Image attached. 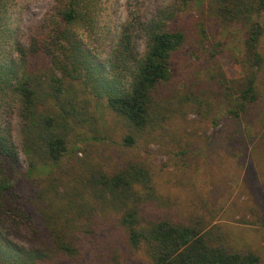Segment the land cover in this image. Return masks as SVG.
Masks as SVG:
<instances>
[{"label":"trees","instance_id":"trees-1","mask_svg":"<svg viewBox=\"0 0 264 264\" xmlns=\"http://www.w3.org/2000/svg\"><path fill=\"white\" fill-rule=\"evenodd\" d=\"M4 1L0 0V264H121L124 245L135 253L142 250L151 264H262L256 252L231 248L225 238L210 233L216 225L206 200L201 201L209 218L202 210L188 212L185 221L155 218L163 199L155 196L145 161L111 163V157L103 160L99 153L97 158L77 155L74 131L89 123L90 109L94 102L98 105L91 102L90 93L105 98V110L124 129L119 140L126 150L136 134L150 135L164 120V97H157L156 90L170 80L172 58L185 44L186 31L159 12L147 25L146 49L134 60L129 85L119 88L102 75V62L78 38L79 27L93 28L102 0H53L50 12L33 27L27 49L15 46V59L5 49L13 31ZM201 1L218 23L235 25L242 35L244 55L237 59L244 66L242 78L228 79L218 66L209 75L222 88V101H230L227 114L238 120L234 131H239L244 128L242 113L255 104L260 91L264 29L259 17L264 0H180V7ZM130 54L123 33L112 56L124 59ZM176 96L174 112L189 101L187 95ZM190 106L196 109V102ZM13 110L21 120L24 170L18 147L3 124ZM218 122L217 117L213 125Z\"/></svg>","mask_w":264,"mask_h":264},{"label":"rangeland","instance_id":"rangeland-1","mask_svg":"<svg viewBox=\"0 0 264 264\" xmlns=\"http://www.w3.org/2000/svg\"><path fill=\"white\" fill-rule=\"evenodd\" d=\"M4 2L13 31L5 49L15 59V46L27 49L33 27L50 12L53 0ZM203 4L192 2L180 7V0H102L93 28L79 27L78 38L102 62V75L119 88L129 85L134 60L146 49L147 25L159 12L163 11L171 25L181 26L187 39L173 55L170 80L156 90L157 97H164V120L156 129L150 135L136 134L134 144L126 150L119 140L120 129H124L115 115L105 110V98L90 93L91 102L98 105L94 102L91 107L89 123L74 131L80 147L77 155L97 158L99 153L103 160L111 157V163L145 161L155 196L163 199L155 208V218L185 221L188 212L198 210L208 217L201 201L206 200L216 225L210 233L225 238L231 248L256 252L264 264V33L259 44L263 56L257 75L259 96L239 119L244 128L234 131L238 120L227 114L230 101L227 99V105L222 101V88L209 75L218 66L226 78H242L244 66L237 60L244 55L242 35L235 25L218 23ZM259 21L264 29V11ZM123 33L128 36L131 54L118 59L112 50ZM178 94L187 95L189 101L174 112ZM193 101L196 109L190 106ZM217 117L219 122L213 125ZM3 124L18 147L24 170L27 161L21 149L17 110L9 113ZM122 248L121 264H151L142 250L135 253L125 245Z\"/></svg>","mask_w":264,"mask_h":264}]
</instances>
